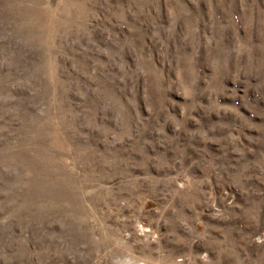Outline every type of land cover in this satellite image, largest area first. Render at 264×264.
<instances>
[{
    "label": "rangeland",
    "instance_id": "rangeland-1",
    "mask_svg": "<svg viewBox=\"0 0 264 264\" xmlns=\"http://www.w3.org/2000/svg\"><path fill=\"white\" fill-rule=\"evenodd\" d=\"M0 264H264V0H0Z\"/></svg>",
    "mask_w": 264,
    "mask_h": 264
}]
</instances>
